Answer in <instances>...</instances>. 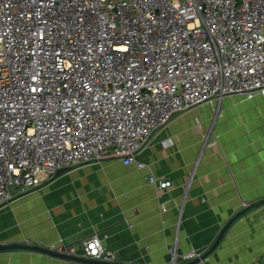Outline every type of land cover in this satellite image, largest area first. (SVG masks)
<instances>
[{"label": "built area", "instance_id": "obj_1", "mask_svg": "<svg viewBox=\"0 0 264 264\" xmlns=\"http://www.w3.org/2000/svg\"><path fill=\"white\" fill-rule=\"evenodd\" d=\"M232 95L264 99V0H0V207L60 168H143L173 115L208 103L214 122ZM102 238L46 248L114 263Z\"/></svg>", "mask_w": 264, "mask_h": 264}, {"label": "crops", "instance_id": "obj_2", "mask_svg": "<svg viewBox=\"0 0 264 264\" xmlns=\"http://www.w3.org/2000/svg\"><path fill=\"white\" fill-rule=\"evenodd\" d=\"M220 105L214 122L208 103L173 115L137 154L143 168L112 157L92 161L1 206L0 241L62 242L80 253L96 233L107 235L102 242L117 264H171V251L190 249L201 258L175 264H264V99L232 95ZM151 176L171 182L160 198ZM0 264L76 261L10 249L0 251Z\"/></svg>", "mask_w": 264, "mask_h": 264}, {"label": "water", "instance_id": "obj_3", "mask_svg": "<svg viewBox=\"0 0 264 264\" xmlns=\"http://www.w3.org/2000/svg\"><path fill=\"white\" fill-rule=\"evenodd\" d=\"M68 167H64V168H60L56 171L55 176L57 177L60 174L64 173L65 171H67ZM245 211L242 210L239 213H237V215H234L224 226V228L222 229V231L220 232V234L218 235L217 239L215 240L214 244L212 245V247L209 249V252L212 251L214 249V247L217 245L218 241L220 240V238L222 237L223 233L225 232V230L227 229V227L230 225V223L239 215H241L243 212ZM10 249H26V250H33V251H37V252H41V253H45L54 257H58V258H62V259H66V260H73V261H79L82 262L83 264L85 263H97V264H117V263H106V262H100L97 261L95 259H86V258H79L77 256H73V255H68L65 253H60L54 250H51L49 248L43 247V246H38V245H27V244H2L0 245V251H4V250H10ZM208 252V253H209ZM207 253V254H208Z\"/></svg>", "mask_w": 264, "mask_h": 264}, {"label": "trees", "instance_id": "obj_4", "mask_svg": "<svg viewBox=\"0 0 264 264\" xmlns=\"http://www.w3.org/2000/svg\"><path fill=\"white\" fill-rule=\"evenodd\" d=\"M54 178V177H53ZM48 181H50V180H48Z\"/></svg>", "mask_w": 264, "mask_h": 264}]
</instances>
